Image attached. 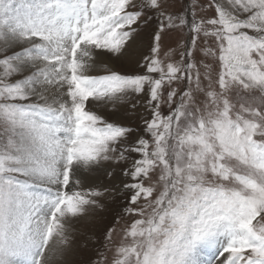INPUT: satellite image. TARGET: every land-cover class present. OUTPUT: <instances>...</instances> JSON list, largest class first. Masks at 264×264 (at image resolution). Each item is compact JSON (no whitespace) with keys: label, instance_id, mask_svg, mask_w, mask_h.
I'll list each match as a JSON object with an SVG mask.
<instances>
[{"label":"snow or ice","instance_id":"1","mask_svg":"<svg viewBox=\"0 0 264 264\" xmlns=\"http://www.w3.org/2000/svg\"><path fill=\"white\" fill-rule=\"evenodd\" d=\"M0 264H264V0H0Z\"/></svg>","mask_w":264,"mask_h":264},{"label":"rangeland","instance_id":"2","mask_svg":"<svg viewBox=\"0 0 264 264\" xmlns=\"http://www.w3.org/2000/svg\"><path fill=\"white\" fill-rule=\"evenodd\" d=\"M111 219V215H109V220Z\"/></svg>","mask_w":264,"mask_h":264}]
</instances>
